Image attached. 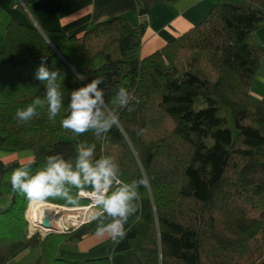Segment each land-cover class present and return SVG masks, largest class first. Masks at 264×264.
Here are the masks:
<instances>
[{
  "label": "trees",
  "instance_id": "obj_1",
  "mask_svg": "<svg viewBox=\"0 0 264 264\" xmlns=\"http://www.w3.org/2000/svg\"><path fill=\"white\" fill-rule=\"evenodd\" d=\"M134 1L140 18L158 3L175 2ZM12 6L19 7L17 0ZM263 25L264 0H218L201 23L140 58L145 27L122 18L79 37H43L9 21L0 51V151L30 153L31 161H0V203H6L0 209V264L34 248L40 255L31 264H110L108 258L72 262L56 256L61 243L96 232L95 220L69 234L28 238L24 212L30 200L10 183L16 168L35 174L56 154L75 168L82 143L95 145L93 159L112 157L123 181L144 173L149 181L139 188L126 238L109 240L112 254H136L141 264H264V103L250 95L264 56L252 34ZM42 59L63 76L64 106L49 120L45 102L36 117L21 122L17 110L45 96L44 84L35 79ZM100 76L119 126L101 138L62 128L71 92ZM120 87L131 93L132 111L113 103ZM66 187L75 198L78 191L91 192ZM43 203L82 204L51 197Z\"/></svg>",
  "mask_w": 264,
  "mask_h": 264
},
{
  "label": "clouds",
  "instance_id": "obj_2",
  "mask_svg": "<svg viewBox=\"0 0 264 264\" xmlns=\"http://www.w3.org/2000/svg\"><path fill=\"white\" fill-rule=\"evenodd\" d=\"M77 78L85 79L83 75ZM35 79L44 84L45 96L43 99L37 97L26 108L17 110L16 117L21 122L27 123L36 117L38 109L43 108L45 102L49 120H54L64 106V91L61 87L63 76L59 70H50L42 59L36 69ZM103 83L104 77L100 76L71 92L68 114L61 120L62 128L76 135L93 131L101 138L111 128L119 126L118 112L106 104L104 90L100 87ZM131 99L128 89L120 87L113 103L121 109L132 111ZM94 156L95 145L82 143L76 156L75 168L60 154L48 156L45 166L35 174L28 167L16 168L10 177L11 187L30 201L61 198L72 206H79V200L69 194L66 186L77 190L90 188L93 206L96 208L93 220L98 222L95 235L119 243L127 236L125 224L137 210L139 188L149 186L147 174L144 173L139 180L125 182L120 178L119 165L112 157L93 159ZM105 220L110 222L105 224Z\"/></svg>",
  "mask_w": 264,
  "mask_h": 264
},
{
  "label": "crops",
  "instance_id": "obj_3",
  "mask_svg": "<svg viewBox=\"0 0 264 264\" xmlns=\"http://www.w3.org/2000/svg\"><path fill=\"white\" fill-rule=\"evenodd\" d=\"M217 1L175 0L172 5L158 3L140 18L134 0H17L18 8L12 6V0H0V20L5 27L9 21H14L34 27L42 34L56 32L66 37H79L96 24L122 18L133 26L144 25L140 58H145L201 23ZM252 41L264 50V25L252 34ZM250 95L264 103V56L251 83ZM0 161L27 163L31 161V154L0 151ZM5 206L6 203H0V209ZM109 240L107 237L99 238L93 232L78 243H61L56 256L72 262L108 258L110 264H141L136 254H112ZM39 255L38 248L28 249L7 264H31Z\"/></svg>",
  "mask_w": 264,
  "mask_h": 264
},
{
  "label": "bare ground",
  "instance_id": "obj_4",
  "mask_svg": "<svg viewBox=\"0 0 264 264\" xmlns=\"http://www.w3.org/2000/svg\"><path fill=\"white\" fill-rule=\"evenodd\" d=\"M84 198L90 199L91 195H83ZM76 211V212H75ZM75 211H69L65 209L52 206L40 201H30L25 210V220L28 223V228L30 232H38L40 234H45L48 232L60 233L68 226L77 227L83 223L90 221L93 218V211L91 208L80 209ZM68 212L66 216L58 217L59 214ZM82 212V213H78ZM79 219V221H77ZM43 220L48 221L50 231H46L41 228V223Z\"/></svg>",
  "mask_w": 264,
  "mask_h": 264
},
{
  "label": "rangeland",
  "instance_id": "obj_5",
  "mask_svg": "<svg viewBox=\"0 0 264 264\" xmlns=\"http://www.w3.org/2000/svg\"><path fill=\"white\" fill-rule=\"evenodd\" d=\"M5 26L2 25V22L0 20V51L2 50L3 48V41H4V35H5ZM4 29V30H3ZM42 35V34H41ZM196 111H199V108H196ZM226 119L228 120V125H227V128L230 130L231 134H232V137L235 136V130L233 128V124H232V121H231V118L228 114H226ZM24 154V153H23ZM30 154V153H29ZM23 157V156H22ZM87 194H91V192H86V191H78L77 194H76V198L82 202V204L79 206V207H60V206H56L58 208H61V209H65V210H69V211H75V210H80V209H86V208H91V211H93V214L95 213L96 211V208L93 206V200L92 198L90 199H87V198H84L83 195H87ZM54 206V205H52ZM27 208V207H26ZM76 212V211H75ZM79 214L82 213V212H78ZM25 214V212H24ZM68 214V212H64L62 214H59V216H57V218L59 217H63V216H66ZM24 219H25V215H24ZM26 221V220H25ZM77 221H79V219H77ZM93 218L86 222V223H83L81 224L80 226H77V227H72V226H68L67 228H65L63 230V233L62 234L61 232L60 233H57V234H50V235H57V236H60V235H65V234H69L70 232H73V231H76L78 230L79 228L85 226V225H88L90 224L91 222H93ZM27 222V221H26ZM28 224V223H27ZM27 231L29 232L28 228H27ZM38 235L40 238H41V234L38 233V232H35L34 235ZM27 237L28 236V233H27ZM32 237V236H31ZM42 240V239H41Z\"/></svg>",
  "mask_w": 264,
  "mask_h": 264
},
{
  "label": "water",
  "instance_id": "obj_6",
  "mask_svg": "<svg viewBox=\"0 0 264 264\" xmlns=\"http://www.w3.org/2000/svg\"><path fill=\"white\" fill-rule=\"evenodd\" d=\"M42 34V33H41ZM42 36L44 37V34H42ZM41 228L46 230V231H50V228H49V225H48V221L47 220H43L42 223H41ZM29 230V228H28ZM35 232H28V238H30L31 236L34 235ZM50 234H57V232H48V233H45V234H41V239H44L46 236L50 235Z\"/></svg>",
  "mask_w": 264,
  "mask_h": 264
},
{
  "label": "built area",
  "instance_id": "obj_7",
  "mask_svg": "<svg viewBox=\"0 0 264 264\" xmlns=\"http://www.w3.org/2000/svg\"><path fill=\"white\" fill-rule=\"evenodd\" d=\"M87 195H91V194H87ZM87 195H86V196H87ZM79 226H80V225H79ZM61 233L64 234L63 231H61Z\"/></svg>",
  "mask_w": 264,
  "mask_h": 264
}]
</instances>
